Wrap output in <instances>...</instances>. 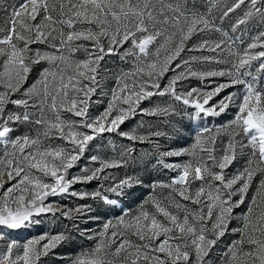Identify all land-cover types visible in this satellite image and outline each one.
Here are the masks:
<instances>
[{
  "label": "snow or ice",
  "instance_id": "6c2138e0",
  "mask_svg": "<svg viewBox=\"0 0 264 264\" xmlns=\"http://www.w3.org/2000/svg\"><path fill=\"white\" fill-rule=\"evenodd\" d=\"M219 2L211 0V6ZM242 5L247 10L232 32L257 15L264 23V0H234L223 17ZM0 9L5 13L0 23V229L38 224L34 218L47 213L60 212L75 221L92 212L88 204L62 210L46 202L68 193L74 184L108 182L100 190L71 195L109 206L119 204L109 194L118 198L143 185L139 175L117 179L108 171L135 162L134 147H125L113 158L91 155L98 166L69 176L92 141L116 133L151 144L152 166L177 175L168 182L150 183L152 194L135 213L122 210L100 231H81L80 236L92 244L70 264H212L214 250L232 235L237 238L225 245L218 264H264V31L243 49H233L235 41L210 15L199 11L198 0H22L8 6L0 0ZM206 31L221 32L224 39H203L189 46L194 36ZM186 51L218 54L185 58ZM110 55H119L131 67L121 70L115 86L104 93L101 63ZM42 63L48 67L29 83L30 74ZM198 63L229 67L201 70L193 67ZM225 77L226 82H216ZM191 79L202 86L183 83ZM205 81L214 86L209 89ZM238 85L244 88L239 96L237 92L221 96ZM98 89L110 98L99 115L91 116L90 104L101 102L99 97L92 100ZM153 97L167 100L161 105ZM234 98L239 99L234 117L215 131L201 128L189 147H165L153 139H171L179 132L175 125L171 135L159 129L141 133L143 121L129 131L121 129L137 115L217 117L235 103ZM146 101L153 106L142 107ZM23 124L33 126L35 135L14 137V125ZM221 134L228 140L218 147ZM57 140L64 143L54 144ZM181 156L189 159L167 162ZM241 161L239 169L228 171ZM254 183L257 195L237 216ZM157 189L167 190V195ZM73 228L78 226L73 223ZM72 239L70 231H61L20 243L0 231V264H42L43 257Z\"/></svg>",
  "mask_w": 264,
  "mask_h": 264
},
{
  "label": "rangeland",
  "instance_id": "374dc122",
  "mask_svg": "<svg viewBox=\"0 0 264 264\" xmlns=\"http://www.w3.org/2000/svg\"><path fill=\"white\" fill-rule=\"evenodd\" d=\"M202 4L199 8V11L201 13H205L210 15V18L214 20L217 27H220L223 31H227L229 33V36L232 37V39L235 41L234 44H231V47L233 49H243L247 46V44L251 43L253 38L258 35L261 31H264V23L260 21L259 16L253 17L251 20L248 21V23L243 24L242 27H238L235 32H232V26L236 23V21H233L229 23L227 28L223 29L222 24L224 21V18L222 19L223 15L220 14V10L223 9L224 3H226L228 0H220V2L215 6H211V0H201ZM225 1V2H224ZM22 2V0H3L4 6H8L11 4H17ZM209 9L210 13H209ZM11 9L9 8V11ZM246 7H244L242 13L246 11ZM241 14V16H243ZM5 13L2 9H0V23H3V17ZM208 39L209 41H217L224 39L221 32L216 31H206L203 33H200L198 36H194L191 41H189V46L195 43H200L201 40ZM243 41V43H241ZM206 54L202 55H217L218 53H210L208 51ZM219 52V50H218ZM185 58L191 57V56H201L198 51H192L188 52L186 51L184 54ZM226 56L227 53H224ZM38 66V65H37ZM37 66L34 68V70L37 68ZM48 67V66H47ZM193 67L201 70L210 69V68H227L229 65L226 64H195ZM33 70V71H34ZM255 68H253V71ZM104 79H109L110 77V71L108 69L102 70ZM179 71V69H177ZM172 75L170 72L168 76ZM31 76V75H30ZM104 79L102 81H104ZM167 79V76L165 77ZM250 79V78H248ZM33 80V77L29 78V83H31ZM227 78H216V82H226ZM102 83L103 91L104 93H108L109 90L106 88L104 83ZM187 86H202V82L197 81L195 79H191L190 81L183 82ZM203 84H207L208 88L214 86V84H211L208 81L203 82ZM261 85L264 86V77H262ZM27 86V85H26ZM112 86L111 88H113ZM244 88L242 85L235 86L233 88L226 89L224 93H221V96L228 92H237V96H239L243 92ZM97 97H99L100 101L99 103H91L89 107V114L91 116L99 115L107 106L108 100L110 98L109 95H101L100 90L98 89L97 94L92 97L93 101L97 100ZM15 98V97H14ZM220 97H217L216 99H219ZM235 99V103L231 104L228 108V110L217 117H203L202 119L196 120V119H190L187 115H184L183 113L181 116L177 117H161L159 121V125L156 126V123H152L149 119L137 115L135 118L130 119L125 122L124 125H121V129L124 130L122 127L128 128L127 130H131L133 128H137L141 122L143 121V128H140V132L144 133L146 130H162L169 132L170 135L173 133V125L177 129H179V132L175 135H171V139H167L164 137L155 138L154 140H158L161 145H164L165 147H176V148H183V147H189L192 143H194L195 136L197 132L203 128L208 127L211 128L213 131H215L216 128L221 127L223 125H226L235 115L237 109L236 104L239 103V99ZM177 107H180V105H177ZM9 108H15L13 105H9ZM187 112L193 113L194 110L191 108L187 109ZM67 115V114H65ZM170 121L171 123H169ZM16 127V131L12 134L15 136H20L23 134H31L35 135V129L33 126L28 124L23 125H14ZM124 130V131H127ZM126 139V138H125ZM123 137L118 136L116 133H105L102 137H98L96 140L92 141L89 145V151H86L84 156L81 157V159L77 162V164L69 170V176L74 175H82L83 169L85 168H93L98 166L94 162H92L89 157L91 155H98L101 158H113L119 155V153L125 148V147H134L136 149V152L133 154L135 159V162L130 161L129 164L126 167L118 168V169H109V173L116 177L117 179L125 176V175H139L142 179H144L143 185H136L131 189L127 190V194L121 197H115L114 194H109L110 198H115L119 200V204L117 206H109L104 205L101 201L98 200H92L90 198H84L81 199L80 196H74L71 195L72 192L77 193H91L96 190H100V185L104 184L105 187L107 186L108 182L105 181H96L93 180L91 183H80V184H74L72 188L69 189L68 193H64L59 196L55 197H49L46 201L49 204H52L54 208H59L62 210L67 209H74L80 205L88 204L91 205L93 208L92 212L86 213L83 216H78L75 221L69 220L62 216L60 212H57L56 215H52L51 213L42 214L39 217H35L34 219H37L40 221L38 224H32L29 225L26 228L16 229V230H8V229H0V231L8 232L9 237L11 239H15L20 243H24L29 239H32L34 237H38L42 234L48 233V234H55L57 232L61 231H70L73 239L71 242L62 244L58 248H56L53 253H50L49 256L42 258V264H70V260L73 256H75L82 248L89 247L92 244V241H89L88 243L85 242L86 239L82 238L80 236L81 231L87 230L89 233H95L101 230L102 225L105 221L111 219L115 221V219L123 214L122 210H131L132 213H135L139 206L143 203L144 200H146L151 194L152 189L149 187V184L154 181H163L168 182L171 178L175 177L177 175V172L172 171L170 169H165L159 165H156L153 167L152 165L155 164V157L152 155L154 152V148L151 144H145L142 145H130L127 142L122 141ZM228 140V137L226 135L221 134V136L217 139V146L219 147L221 143L226 144ZM111 142V143H110ZM64 143L62 141H54V144H61ZM139 143V142H138ZM112 144L115 145V148L112 147ZM65 146H68L65 144ZM0 151H2V148H0ZM189 157L187 156H181V157H171L168 158V163H183L186 160H188ZM243 161L234 163L232 167L228 169L229 172H233L241 167ZM147 169V171H145ZM7 179V177H5ZM8 185H5L7 187ZM256 183H254L253 188L249 190L248 197L249 199H246L245 205H242L240 209L236 210V215L240 216L243 211L246 210V205H250V198L253 196H256ZM157 193H160L161 195H167V190L164 189H157ZM257 201L259 202V197H257ZM98 217V218H94ZM73 223H75L78 228H73ZM234 224H239V220L234 221ZM237 237L234 236L230 240H224V243H221L218 246V249L214 250V255H212V264H218L219 261V255L225 251V245ZM2 243V242H0Z\"/></svg>",
  "mask_w": 264,
  "mask_h": 264
},
{
  "label": "trees",
  "instance_id": "16d2710c",
  "mask_svg": "<svg viewBox=\"0 0 264 264\" xmlns=\"http://www.w3.org/2000/svg\"><path fill=\"white\" fill-rule=\"evenodd\" d=\"M225 2V1H224ZM234 2V0H228L226 3H224L223 5V9L220 10V14L223 15V12L226 10V6L227 5H231L232 3ZM201 4H202V1L201 0H198V5H199V8H202L201 7ZM244 7H246L245 5H242L240 9H237L235 12L233 13H230L227 17H223L224 18V21H223V24H222V28L225 29L227 28V26L229 25V23L233 22V21H237L238 18L241 17V14ZM243 25H240L239 27H242ZM127 47V45H126ZM122 51V50H121ZM198 53L200 55L202 54H206L207 52H199ZM77 55H81V54H77ZM48 65L46 63H42L41 65H38L37 68L30 74L31 77L35 78L38 73L42 70V68L44 67H47ZM131 67V63L130 62H125L124 60H122L120 58L119 55H110L108 57L105 58V61H103L101 63V69L102 70H105V69H108L110 71V77L109 79H104V81H102L104 83V85L106 86V88L108 90L111 89L112 86H115V76L121 71V70H125L127 71L129 68ZM167 100V98H159V97H153V101L157 104H161L163 105L165 103V101ZM152 107L153 105L149 104L147 101L144 102V104L142 105V107ZM143 116V115H141ZM147 119H149L152 123H156V126H158L159 124V121L161 119V117H149V116H143ZM124 130H127L128 128L125 127H122ZM129 131V130H127ZM124 142H127L129 143L130 145H138V144H141V143H138V142H132V141H129L125 138H123ZM147 143H142V145H145ZM235 235H232V236H226V238L224 240H230L232 237H234ZM86 243L89 242V240H85Z\"/></svg>",
  "mask_w": 264,
  "mask_h": 264
}]
</instances>
